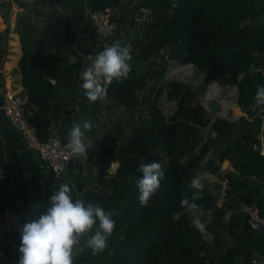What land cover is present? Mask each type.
Listing matches in <instances>:
<instances>
[{
    "label": "trees",
    "instance_id": "trees-1",
    "mask_svg": "<svg viewBox=\"0 0 264 264\" xmlns=\"http://www.w3.org/2000/svg\"><path fill=\"white\" fill-rule=\"evenodd\" d=\"M69 1L14 0L22 9L15 32L23 49L19 68L24 93L38 107L32 121L42 139L50 135L48 130L41 131L40 124H45V129L49 125L42 120L61 104L53 107L51 99L65 82L69 67L64 50L75 22L82 19L57 7ZM136 8L147 9L151 16L142 23L146 40L138 51L131 50L128 77L114 80L108 87L105 98L113 99L114 104L107 109L115 110L109 112L111 122L104 123L110 124L106 135L90 153L91 157L101 151L113 153L114 158L106 159V163L113 159L119 163L114 173L107 172L97 187L85 190L82 196L85 203L112 211L116 224L102 252L93 253L83 245L74 253V264H236L243 256L238 247L241 243L264 255V232L243 222L238 211L241 201L256 202L264 215V198L258 200L256 195L245 193L256 188L249 186V179L260 167L222 147L224 137L233 134L241 121L249 120L213 118L199 99L200 90L166 77L171 63L192 64L204 74L205 83L236 86L239 106L260 122L257 113L261 106L256 105L255 94L264 86V26L259 23L264 16V0H140ZM0 9L8 22L12 0H0ZM9 33L8 26L0 34V57L7 53ZM143 62H148V68ZM144 89L154 93L150 103L140 95ZM165 98L176 103L170 114L161 104ZM122 116L130 120L123 121ZM210 128L216 136L206 140ZM225 159L232 160L235 171L223 176L228 189L219 205L222 183L203 179L197 189L192 180H200L208 171L218 174ZM152 161L161 164L165 176L145 206L139 201L136 182L142 175L139 166ZM196 192L199 196L193 200ZM185 198L198 207L189 210L181 203ZM197 217L206 226L203 233L193 226ZM209 233L211 240L206 237Z\"/></svg>",
    "mask_w": 264,
    "mask_h": 264
},
{
    "label": "crops",
    "instance_id": "crops-1",
    "mask_svg": "<svg viewBox=\"0 0 264 264\" xmlns=\"http://www.w3.org/2000/svg\"><path fill=\"white\" fill-rule=\"evenodd\" d=\"M139 2L140 0H70L64 6L57 5L59 8L63 7L69 10L71 12L70 16L76 14L80 15L82 19L75 22V29L70 37L71 40L64 50L69 58L65 82L59 85L57 95L51 99L53 107L56 106V103L61 104L59 107H55L49 116L42 120L41 123L49 122L48 129H45V124H40V129L43 133L48 130L47 133L50 135H56L68 142V132L73 123L89 120L92 124L91 129L86 133L89 146L88 156L73 158L68 165L66 174L62 178H57L40 155L34 149L28 147L20 133L14 129L4 114L3 103L6 93L15 91L25 95L19 68L23 49L20 36L15 32L17 16L22 9L12 0V12L8 22L3 17L0 9V34L8 26L10 28L7 53L0 57V163L4 169V177L0 186V211L7 206H11L23 215L22 221L24 224L28 219H33L45 211L48 198L54 190H58L59 184H69L73 198L82 199L85 190L97 187L99 181L107 177V172L110 174L115 172L119 162L113 159L110 164L106 163V159L114 158L113 153L109 154L101 151L102 154L96 153L93 157L90 156V153H93L92 150L96 142L102 140V137L108 131V127H110V124L104 126V123L106 121L111 122L109 112L113 113L115 109L111 108L108 110L107 107L114 104V101L110 98H104L103 100L91 102L85 96L82 88H80L78 98L74 100L73 95L77 91L74 82L79 77L81 70L87 67L85 61L86 53L93 52L96 55L98 51L113 42L130 46L132 51L140 49L146 40V30L142 27V23L145 20H150L151 16L147 15V9L136 8ZM111 5L116 9L115 16L120 26L117 31L119 36L116 35L107 41H101L96 36L95 30L91 25L88 12L90 9H103ZM142 12L143 14H141ZM259 23L264 26V16ZM142 65L145 68L149 66L148 62H143ZM212 86H215V84L210 86L208 93ZM216 87H219L218 84H216ZM220 89L222 92V88ZM141 94L145 95L144 98L148 99V103L154 97V93H151L148 89L141 90ZM26 98L32 118L38 112V107L29 102L27 96ZM261 110L262 106L257 113L260 122H256L254 120L255 117L248 116L240 106L235 107V111L242 112V117L247 118L249 121L248 123L241 121L233 134L224 137L222 144V147L229 149L233 155L243 158L248 163L259 165L258 174L251 176L249 179V186H256V188L245 190V193L251 196L256 195L258 200L264 198V161L258 151L253 148L252 142L262 130ZM94 111H97L96 115H93ZM101 113L104 115L100 116ZM122 120H130V117L127 116L126 119H123L122 116ZM247 134H251V137L246 138ZM115 135L117 136V134ZM234 171L235 167L232 160L225 159L220 164V172L218 174L208 171L203 174L208 173V176L201 178L200 183L203 185V179L206 183H227L223 176ZM261 201L263 206L264 200ZM218 204L221 205L219 201ZM253 204L260 212L257 203L253 202ZM262 208L264 209V207ZM243 220V222H246L245 216H243ZM20 238L21 232L0 233V264H18ZM86 239L87 237H83V245H86ZM228 241L232 242V244H238L231 238H228ZM238 247L243 250V256L236 264H245L254 254H259L245 243L239 244Z\"/></svg>",
    "mask_w": 264,
    "mask_h": 264
},
{
    "label": "clouds",
    "instance_id": "clouds-1",
    "mask_svg": "<svg viewBox=\"0 0 264 264\" xmlns=\"http://www.w3.org/2000/svg\"><path fill=\"white\" fill-rule=\"evenodd\" d=\"M131 60L130 46L119 42L98 51L79 74V87L84 90L87 99L91 102L103 100L114 80L118 82L128 77ZM255 103L258 107L264 106V86L257 88ZM91 127L89 120L73 123L66 145L73 156H88L86 133ZM139 171L142 173L136 182L139 201L146 206L160 189L165 173L157 161L142 163ZM192 185L197 189L202 187L198 178L192 180ZM198 196V192L194 193L193 200ZM181 203L187 205L189 210L198 207L187 198ZM113 215L112 211L105 210L100 204L74 199L70 185L59 184L58 190H54L48 198L45 211L22 225L18 264H74V253L83 237H87L86 245L93 253L102 252L115 228ZM194 224L202 233L205 231L206 226L200 220H195Z\"/></svg>",
    "mask_w": 264,
    "mask_h": 264
},
{
    "label": "built area",
    "instance_id": "built-area-1",
    "mask_svg": "<svg viewBox=\"0 0 264 264\" xmlns=\"http://www.w3.org/2000/svg\"><path fill=\"white\" fill-rule=\"evenodd\" d=\"M116 9L113 5L103 9H90L88 12L89 20L96 36L101 41H107L113 37L119 29V23L116 20ZM93 52L85 54L87 66L95 58ZM170 74V72H168ZM217 84L214 82L211 85ZM210 85V86H211ZM209 93H205L201 98V103L207 108L205 98L209 97ZM221 103V109L213 114L212 117L225 118L231 122H239L243 116L242 112H236L238 107V90L236 86H232L227 97H216ZM3 111L10 124L16 129L28 147L34 149L40 157L52 169L57 178H62L66 174L70 161L75 158L66 147L67 143L56 135H49L46 139H42L39 134L38 126L32 121L29 113L28 100L25 95L19 92H9L5 94ZM262 118V130L257 138L252 142V146L258 151L264 161V106L260 113ZM208 176V173L202 175L201 178ZM4 177V170L0 166V186ZM227 183H223L220 189L219 202L222 204L227 196ZM238 211L245 216L246 222L255 230L264 232V216L260 214L257 207L253 203L241 201ZM23 215L7 206L0 211V233L21 232L23 225ZM83 239V238H82ZM81 239L78 250L82 249L83 241ZM76 252V251H75ZM245 264H264V255L254 254Z\"/></svg>",
    "mask_w": 264,
    "mask_h": 264
},
{
    "label": "rangeland",
    "instance_id": "rangeland-1",
    "mask_svg": "<svg viewBox=\"0 0 264 264\" xmlns=\"http://www.w3.org/2000/svg\"><path fill=\"white\" fill-rule=\"evenodd\" d=\"M116 35L119 36L117 34V32H116V34L114 36H116ZM139 37H140V35H139ZM139 37H137V38H139ZM114 39H116V38H114ZM180 66H181L180 64H175V66H173V70L175 68L180 67ZM191 68L194 71L193 72V75H191L189 78L180 79V81L193 84L194 86L196 85V88H194V89L195 90L198 89L201 92L200 95H199L200 101H201L202 96L209 91L210 85L213 84L214 82H216L218 84V86L220 88H222V92H221L220 96L227 97L229 95L230 89H231L232 85L225 84V83L218 82V81H210L208 83H205V81H204V74L201 73V72H199V71H197V69L194 66H192ZM172 71L171 72L169 71L170 74H167L166 77L169 76L171 78ZM161 104H162V106L164 108L165 113H167V114H170L172 112L173 107H175V105H176L175 101H167L166 98L161 101ZM202 183H204V182L202 181ZM196 220H200V218L197 217ZM206 237L211 240V234L210 233Z\"/></svg>",
    "mask_w": 264,
    "mask_h": 264
},
{
    "label": "water",
    "instance_id": "water-1",
    "mask_svg": "<svg viewBox=\"0 0 264 264\" xmlns=\"http://www.w3.org/2000/svg\"><path fill=\"white\" fill-rule=\"evenodd\" d=\"M173 66L174 64L171 63L168 67V70L171 72L173 70ZM188 66H192V64H186V65H181L180 67L177 68V71H172L171 73V77L174 79V80H177L179 81L180 79H184V78H188L187 76L185 75H182V70L183 68H186ZM168 71V72H169ZM54 83L56 82L55 79H51ZM79 83H80V78L77 77L74 84L76 86V89L77 91L74 93L73 95V99L76 100L78 98V95H79V91H80V87H79ZM194 88H196V85L194 86ZM209 97L205 98L206 101H207V109L208 111L210 112L211 116L213 114H216L220 109H221V103L220 101H218V99L215 97V96H211L210 94L208 95ZM211 121V117H208L207 118V122H210ZM215 134L216 132L210 128L207 133H206V137L205 139L208 140V139H211L213 137H215ZM202 222V221H201ZM193 226H195V224L193 223ZM213 225H208V227H212ZM115 246H117V243L114 244ZM78 249V248H77ZM77 251V250H76Z\"/></svg>",
    "mask_w": 264,
    "mask_h": 264
},
{
    "label": "bare ground",
    "instance_id": "bare-ground-1",
    "mask_svg": "<svg viewBox=\"0 0 264 264\" xmlns=\"http://www.w3.org/2000/svg\"><path fill=\"white\" fill-rule=\"evenodd\" d=\"M191 66H188V67H186V68H183V70H182V75H185V76H187L188 78L191 76V75H193V69L191 68ZM174 71H177V68L174 70ZM219 93H221V89L219 88V87H216V84H215V86H213L212 88H211V90H210V92H209V94L211 95V96H215V97H217V95L219 94Z\"/></svg>",
    "mask_w": 264,
    "mask_h": 264
}]
</instances>
